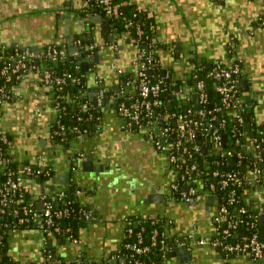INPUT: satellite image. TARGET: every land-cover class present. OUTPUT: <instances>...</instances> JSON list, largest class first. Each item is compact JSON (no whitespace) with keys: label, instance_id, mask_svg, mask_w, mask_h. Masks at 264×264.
I'll return each mask as SVG.
<instances>
[{"label":"crops","instance_id":"1","mask_svg":"<svg viewBox=\"0 0 264 264\" xmlns=\"http://www.w3.org/2000/svg\"><path fill=\"white\" fill-rule=\"evenodd\" d=\"M128 3L153 19L154 39L157 40L154 41L161 46L158 49L160 62L162 67L172 70L176 78L186 79L194 68V61L199 62V59L208 63L229 60L228 44L234 39V57L244 60L248 93L264 100V26L260 25L264 0H130L123 5ZM85 5V0H0V43L7 47L29 50L36 56L43 53L47 45L67 43V28L77 36L75 42L98 45L91 57L99 53L102 58L99 63L88 59L90 68L86 72L85 95L88 97L86 103L92 104L89 94L97 92L101 108L92 110L100 113L94 119L90 113L89 123L103 119V125L97 124L96 137L88 127L80 133H89L87 141L72 137L68 147L56 144L51 129L57 110L51 88L41 80L39 72L18 73L0 108V135H9L13 159L23 166L29 163L41 167L52 165L55 177H65L71 165H76L81 158L71 181L82 191L80 203L96 212V216L80 228V244L75 246L70 241L60 243L57 237L47 236L31 226L14 229L11 221L4 220L9 216L0 214V262L7 252L5 264L8 261L48 264L46 246L52 248L55 258L69 261L83 252L91 260H103L119 247L134 218L163 215L174 237L171 254L162 264H264L245 254H223L211 244L189 243L186 234L191 227L197 229L199 236L214 235L210 217L217 208L213 201L207 204V199L193 201L195 205L166 203L171 184L178 177L167 156L155 148L145 129H129L117 109L103 105L105 99H112L114 102L107 104L113 105L120 97L133 93L131 79L137 72L138 47L125 39L118 41L116 49L111 43L105 44L102 37L105 21L96 18L99 13L83 15ZM66 13L69 23L67 18L61 17ZM258 114L264 115L262 105ZM151 145L164 157L157 158ZM88 155L93 156L94 166L93 170L85 171L83 163L90 162ZM95 167L100 170L99 174ZM57 183L66 190L73 186L58 180ZM151 195L164 198L158 202ZM196 206L203 211L201 219L193 216L198 215L193 211L185 221L177 218L176 208ZM181 237L185 243L180 242ZM183 244L188 248L178 255L177 249Z\"/></svg>","mask_w":264,"mask_h":264},{"label":"built area","instance_id":"2","mask_svg":"<svg viewBox=\"0 0 264 264\" xmlns=\"http://www.w3.org/2000/svg\"><path fill=\"white\" fill-rule=\"evenodd\" d=\"M85 1V10L89 12L94 14L99 13L106 17H123L121 9L123 4L117 3L115 0H95L93 3L90 0ZM260 25L264 26V17H262ZM127 37H129L128 34L120 36L114 34L111 43L112 47L116 49L118 41ZM135 41L138 40L131 38L132 44ZM65 44L68 47L66 42ZM75 45L79 46L82 51H88L90 57L94 55L98 47L94 43L87 44L84 41L75 42ZM228 45H230L233 51L236 50L234 39ZM7 49V46L0 43V74L5 76L8 81L12 77V71L19 73L20 71L33 70L34 65L30 64V60L33 57H41V55L35 56L29 50L16 49L14 53H9ZM63 52V55H65V48ZM49 54L53 57L52 52H49ZM151 58L146 56L144 48L138 47L135 59L137 67L135 77L139 81L140 99L132 102L134 89L137 87L133 82V93L126 96V102L119 101L117 112L127 120L126 125L129 129L134 125L146 122L147 128L145 130L148 139L158 151L167 156L170 167L177 172L178 177L171 184L166 203L173 204L180 202L188 204L197 200L205 201L209 197H213V204L217 208L216 212L210 217V221L214 224V235L212 237L199 236L197 229L191 227L186 234L189 243L211 244L223 254H245L256 261L264 262V235L262 239L260 237V233H264V146H262V139L252 137L247 138L244 142H240L239 139L230 140L229 138L228 146L223 148L226 140L217 131L213 133L211 137L212 146L209 152H219L221 157L229 158L232 163L235 162L236 157L239 161L245 160V168L241 171L230 170L222 172L212 169V163L205 158L203 160V167L206 171H200L196 163L187 164L192 153L202 152V147L197 143L189 147L183 144L188 133L185 115L180 114L174 119L177 126L176 135L174 134L175 130L169 122V116L158 113V109L162 108L163 102L157 98L160 84H151L148 78V63L151 61ZM11 61H14L15 64L16 68L14 70H11ZM77 67L79 68L80 66ZM242 71L244 69L242 70L239 63L228 62L226 66H222V63L219 62L217 69L211 73L216 79L223 80V83L217 87V91L221 95V105L217 106L215 110L216 112L226 110L229 116V124L233 125L235 121H238L245 126L248 122L250 129H252V116L256 121L255 129H258L259 126H264V115L260 116L258 114L260 105L264 109V100L262 101V99L256 98L249 93L244 94L240 99H234V94L237 93L238 89L236 88V80L233 78L241 74ZM18 73H16V77ZM39 77L45 79L46 85H57L58 90L56 92H59V88L65 82V78L55 77L49 70L40 73ZM180 90L184 92L181 93V96L184 98V104L187 105V113L195 110L200 116H205L206 112L203 108V103L206 102L207 97L204 92V82L200 81L195 86V89L188 85H182ZM191 92L199 94L202 105L200 109L194 107ZM56 98L58 101L54 106L57 114L60 113L63 103L68 102L74 105L78 103L75 99L67 98L64 95H57ZM5 101L6 95L3 92V88L0 87V108ZM78 105L80 106L79 103ZM161 120L165 121V125H160ZM156 127H158V132H156ZM66 131L67 127L61 125L56 134H63ZM72 131L80 134L83 130L74 127ZM232 131L236 132V128H232ZM238 134L243 135L241 131ZM43 168H46V170ZM181 168H185L186 172L181 173ZM45 171L48 175L55 174L54 168L49 164L36 171L31 166H23L22 169L11 170L1 165L0 174L5 177V180L0 184V214H6L11 218V226L14 229L17 228V225L26 223L33 225L34 228H37L47 236L58 238V235L63 231L58 220L63 217H69L71 214L70 207L65 206L60 209L58 206L59 203H66L70 194L66 188H61L57 180L54 179L46 180L43 183L39 182L36 178H32L30 181L27 180V176L35 174V177H37ZM193 172L195 173L192 174ZM181 180L184 181L182 188H180L178 183ZM52 185H55L54 190L51 188ZM217 185H220L222 189L231 187L225 203H222L216 196ZM81 194L82 191L76 189V193L73 195L76 198L75 201H79ZM41 202L42 208L39 207V203ZM71 202L69 201L68 203ZM18 204L21 205L18 206ZM78 211H81L83 220L87 223L94 220L93 211L83 203H80ZM20 212H23L24 215L20 216ZM143 221L144 219H140L139 217L132 221L130 227L126 229L124 239L126 237H133L134 227L141 226ZM143 230L144 228H141L140 231L136 232L134 242L125 244L126 248L133 252L131 255L119 254L120 251L113 252L100 261L106 264H117L118 262L125 264L130 259L131 262H135L136 264H147L140 260V258L157 246L164 256L171 253L173 249L172 237L174 236L171 237L168 229L163 233L165 235L163 239H157L158 232L155 231L149 237V243L147 244H144ZM65 233L69 237V241L75 246L80 244L79 235L73 233L71 227L66 228ZM82 254L83 252H80L77 256L67 261V264H81ZM47 258L49 260L48 264H58L56 261L51 260V255L47 256ZM148 264L156 263L152 262Z\"/></svg>","mask_w":264,"mask_h":264},{"label":"trees","instance_id":"3","mask_svg":"<svg viewBox=\"0 0 264 264\" xmlns=\"http://www.w3.org/2000/svg\"><path fill=\"white\" fill-rule=\"evenodd\" d=\"M130 0H115V2L123 4L124 2H129ZM133 5H130L129 3L127 5H122V16L123 17H107L108 20L105 22L108 25V32H102V37L105 41V44L112 43L113 39L111 37L114 36V34L117 35H125L128 34L129 37H127L125 40L129 41L131 43V38H136L138 41H135L133 44L138 46L139 48L145 49V54L148 56V58H151V61L148 63V78L151 82V84H160V91L157 98H159L163 102L162 108L158 109V113L160 115H168L169 116V122L173 129L175 130V133L177 135V126L175 124V118L179 116L180 114L185 115V120L188 125V133L187 137L184 140L183 144L186 147L192 146L194 144H199L202 147V152H193L191 157L188 159L189 165L192 163H196L197 167L200 171H206L203 167V160L204 158L212 163V169L219 170L222 172H228L230 170H237L241 171L245 168L246 161H239V159L236 157L235 162H231L229 158H223L220 156V153H211L209 152V149L212 146L211 137L213 136V133L217 131L219 134H221L223 137L226 135V141L223 148H226L228 146V139L230 140H237L239 139L240 142H244L247 138L252 137H258L262 139V146H264V126H259L258 129H255V123L256 121L251 116V123H252V129L246 130V127L239 123L238 121H235L233 125L229 124L228 121V113L226 110L221 112H216L215 108L217 106L221 105V95L217 91V87L223 83V80L216 79L211 75L213 71L217 69V66L219 62L222 63V66H226V64L229 62L239 63L242 67V70L244 69L242 62L234 58V51L231 49L230 45H228V50L230 51V59L229 60H222V61H216L213 63V66L210 67L208 62L206 63H200L197 61H194V68L191 70L190 75L187 76L186 79H178L175 77L174 73L170 69H166L165 73L163 72V67L160 62V54L158 49L161 48L160 44L155 42L154 40V31H153V24L154 21L151 18L147 17L146 13L140 12V11H133ZM89 11L85 10L82 12L83 15H87ZM90 13V12H89ZM106 17L105 15H103ZM129 20V21H128ZM129 22V23H128ZM142 32V33H140ZM166 46V45H162ZM66 49V54L63 55V50ZM99 48V47H97ZM16 48H10L8 47L7 51L9 53H14ZM97 50V49H96ZM49 52H52L53 57L50 56ZM40 58L33 57L30 60V64L34 65L33 71L43 73L45 70H49L52 72L53 76L55 77H63L65 78V82L61 85V88H59V92H56L58 90L57 85H47L51 88V92L54 97V105L57 104L58 99L56 98L57 95H64L67 98H73L78 103L76 105L71 103H63L61 107V111L59 114H57L56 121L52 125L51 133L53 141L56 144L67 146L69 144V141L72 139V135L76 132L72 131V128L78 127L81 130L87 129V124L90 122V118L87 116L89 113H92L94 116V113L97 111H91L86 112L83 109L84 102H87L88 97H86V93L84 90H87L88 82L86 79V72L81 71L80 67V60L73 61L71 59V56L69 55V48L66 46L65 42H56L52 43L50 45H47V47L44 49L43 53H40ZM37 61H39L37 63ZM224 64V65H223ZM28 65V63H27ZM15 64L14 61H11V70H14ZM16 73L12 71V77L8 81L5 76H2L0 74V87L3 88V92L6 95V99L8 96L7 90L12 86V84L16 81ZM20 73V72H19ZM18 75V74H17ZM233 79L236 80V88L238 89L237 93L234 94V99H240L244 94L248 93L244 89L243 83L247 79V75L244 71H242L241 74L236 75ZM41 80L45 83V79L41 78ZM132 83L134 82L137 87L134 89L133 94V100L137 101L140 99V88L138 87L139 81L138 79L133 75L132 77ZM203 81L204 82V92L206 94V102L203 103V108L205 109V116H200L198 112L193 110L191 113H187V105L184 104V98L183 96L180 97L182 90L177 92V98H174V92L176 91V86L179 85L180 87L183 85H188L189 87H193L195 89V86L197 84ZM46 84V83H45ZM248 91V90H247ZM184 93V92H183ZM195 92H191L192 94ZM83 96V98H81ZM126 97H120L121 102H126ZM83 101V102H82ZM172 102V106L170 107V103ZM95 110V109H94ZM100 113V112H99ZM98 113V115H99ZM95 116L92 118L94 119ZM91 119V120H92ZM127 121V120H126ZM65 125L67 127V131L63 134H56L57 131H59L60 126ZM160 125H165V121H160ZM132 128H147V123L142 122L136 127ZM232 128H236V132L232 131ZM241 131L243 135H239L238 132ZM175 137V136H173ZM230 145V144H229ZM11 149V139L9 135H0V167L1 165L5 166L6 169L11 170H19L22 169L21 165L18 164L17 161H15L11 155L10 152ZM180 152V151H179ZM186 155V154H184ZM264 165V164H263ZM24 166H31L34 168V170L41 169L42 167L36 164H25ZM46 170V168H43ZM181 173H185V168H181ZM193 172L192 174H194ZM35 174H32L31 176H27V180L30 181L32 178H36L39 182L43 183L44 181L52 180L55 177V174H46V171L42 173L41 175L35 177ZM5 177L0 174V184L4 182ZM180 188L184 186V181L181 180L178 182ZM231 187H228L226 189H222L220 185H217L216 187V196L221 200L222 203H225L228 198V192ZM76 187L71 185L70 190H68V193L70 194L68 197V200L66 203H59L58 208H64L65 206H68L71 208V214L69 217H63L58 220V222L62 226V233L58 235V239L60 243L68 242L69 237L65 233V229L68 227L72 228L73 233L76 235H79V230L81 227L85 226L87 224L86 221L83 220L81 211H78L80 208L79 201H75L76 198H74V194L76 193ZM27 193V192H26ZM74 198V199H73ZM71 203H68V202ZM21 204H18V206ZM20 216H23L24 213L20 212ZM144 219L142 225H138L134 227V234L133 237H126L123 239V241L120 243L119 247L114 252H119V254L123 255H131L133 252L126 248L125 244L129 242H134L136 239V232L140 231L141 228H144L143 235L145 238L144 244L149 243V237L157 231V239H163L165 235L163 234L167 228L170 226L168 224V219H166L165 216L160 215L154 218H142ZM137 218H134L136 220ZM13 223V222H12ZM11 225V222H10ZM169 225V226H168ZM23 226H31L30 224H19L17 225V228L23 227ZM168 226V227H167ZM12 227V226H11ZM7 227H4L6 229ZM2 228V231L4 230ZM5 232V231H3ZM50 246L45 247V255L50 256L51 260L56 261L58 264H67V259L64 258H55L53 256V252L51 251ZM171 253L166 254L164 256L163 252L160 250V248L154 247L152 250L140 258L144 263H152L155 262L156 264H162L163 261L166 259V257L170 256ZM81 258V264H106L101 262L100 260H91L88 258V255L83 253ZM7 258H4L0 264H5ZM117 264H120L118 262ZM125 264H136L135 262H131L130 259L126 261Z\"/></svg>","mask_w":264,"mask_h":264},{"label":"water","instance_id":"4","mask_svg":"<svg viewBox=\"0 0 264 264\" xmlns=\"http://www.w3.org/2000/svg\"><path fill=\"white\" fill-rule=\"evenodd\" d=\"M133 11H136V8H134L133 9ZM62 18H67V23H69V15L66 13L65 15H63V16H61ZM96 18H98V19H100V20H104L105 22L108 20V18L107 17H104L103 15H101V14H99ZM102 18V19H101ZM87 29H90V27L89 26H87ZM103 30L105 31V32H108V25H107V23H105L104 25H103ZM66 34L68 35V41H67V44H68V48H69V55L71 56V59L73 60V61H76V60H80V70L81 71H84V72H88L89 71V61H88V59H91L92 61H94V62H96V63H99L100 62V59L102 58L100 55H99V53H97L96 54V56L95 57H90V53L88 52V51H82L80 48H79V46H77V45H75V40H76V38H77V36L76 35H73V32H72V30H70V29H66ZM90 36V35H89ZM92 36V35H91ZM111 39H113V37H111ZM91 42L93 41L92 39L90 40ZM155 41H157V40H155ZM200 63H206L207 61H205V60H202V59H199L198 60ZM39 61H37V63H38ZM210 67H212L213 66V63H209L208 64ZM165 71H166V69L164 68L163 69V72L165 73ZM243 86H244V89L247 91L248 89H249V84H248V82L247 81H245L244 83H243ZM178 91H180V86L179 85H177L176 86V92H178ZM84 92L86 93V90H84ZM89 96L92 98V104H89V103H86V102H84V104L82 105L83 106V109L88 113V112H91L93 109H98V110H100L101 108H100V106H99V100H98V94H97V92H94V93H90L89 94ZM175 96L176 95H174V98H175ZM192 99H193V103H194V107L196 108V109H200L201 108V102H200V97H199V94L198 93H193L192 94ZM108 101H110V102H114L112 99H105L104 101H103V105L104 106H106V107H113L114 109H117V107H118V104H119V100H116L115 101V104H113V105H111V104H107V102ZM172 106V102L170 103V107ZM107 109H105L104 111H106ZM98 113H99V111H97V112H95L94 113V116H98ZM90 116H91V114L89 113V115L87 116L88 118H90ZM97 124H101V125H103V119L101 118L100 120H98L96 123H88L87 124V128L89 127V128H91L92 130H93V132H92V136L93 137H96L97 136ZM134 127H136V125H134ZM245 127H246V130H249L250 129V125H249V123L247 122L246 124H245ZM156 132H158V127H156ZM74 138H78V139H83L82 141H87V139L89 138V133H84V134H73L72 135ZM226 135L224 136V139L226 140ZM68 147V146H67ZM75 157H77V155L75 156ZM88 157V159H90V164L92 165V167H90V164L89 163H86V161L83 163V167H84V170L85 171H87V170H93V166H94V163H93V156L92 155H88L87 156ZM80 159L81 158H79L78 159V162H77V164L76 165H71V171L70 172H67L66 173V175H65V177H54V180H58V181H60V182H62V183H70V184H73V187L75 186V183H73L72 181H71V176H72V172H75L77 169H79L78 168V166L80 165ZM232 161H233V159H231ZM21 167H23V165H21ZM103 167L101 166L100 167V169H102ZM72 169H73V171H72ZM95 171H96V173L97 174H99V172H100V170H97L96 169V167H95ZM76 173V172H75ZM83 179H84V177H83ZM72 182V183H71ZM53 190L55 189V185H52V187H51ZM152 196V198H154V201H158V202H161L162 200H163V195H159V196H157V198H156V196L155 195H151ZM162 198V199H161ZM212 200H213V197H209L208 199H207V201H206V203L207 204H210L211 202H212ZM196 204V202H193V203H190V205H195ZM42 202L41 203H39V207L40 208H42ZM93 206V205H92ZM93 215L94 216H96V212H93ZM7 217L5 216L4 217V220H8V221H11V218L9 217V218H7ZM263 222H262V218H261V224H262ZM263 235H264V233L263 232H261L260 233V237H261V239L263 238ZM180 242H182V243H185V239H184V237H181L180 238ZM8 247L7 246H5V249H7ZM177 248V247H176ZM187 246L185 245V244H183V247H181V248H178L177 249V254L178 255H180L181 254V252L182 251H186L187 250ZM4 258H5V256H7V252H4L3 253V255H2ZM3 258V259H4ZM8 264H13V262L12 261H8Z\"/></svg>","mask_w":264,"mask_h":264},{"label":"rangeland","instance_id":"5","mask_svg":"<svg viewBox=\"0 0 264 264\" xmlns=\"http://www.w3.org/2000/svg\"><path fill=\"white\" fill-rule=\"evenodd\" d=\"M235 58V57H234ZM242 59V58H241ZM241 59H239L241 62L243 61L244 62V60H241ZM243 62H242V64H243ZM247 62L248 61H245V64H247ZM181 96V95H180ZM140 129H142V128H140ZM143 130V129H142ZM151 147H152V145H151ZM153 148V147H152ZM153 152L156 154V156H157V158H159V159H161L162 157H161V155L164 157V155L163 154H161V153H157L155 150H154V148H153ZM148 164H149V162H148ZM148 178H150V172L148 171ZM182 206H184V205H182ZM176 210H178V212L176 211V213H177V218L178 219H180V220H183V221H185V219H189L190 217V215H189V213L191 212V211H193V213H195V212H197V214L198 215H193V216H196V217H198V219H201V217H203V211L201 210V208H200V206H196V207H191V208H189V207H178V208H176ZM189 215V216H188ZM242 259H244V258H242Z\"/></svg>","mask_w":264,"mask_h":264}]
</instances>
